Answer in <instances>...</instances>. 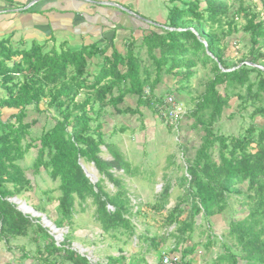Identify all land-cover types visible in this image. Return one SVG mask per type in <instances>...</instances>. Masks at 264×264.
Masks as SVG:
<instances>
[{
    "label": "trees",
    "instance_id": "obj_1",
    "mask_svg": "<svg viewBox=\"0 0 264 264\" xmlns=\"http://www.w3.org/2000/svg\"><path fill=\"white\" fill-rule=\"evenodd\" d=\"M237 1L238 6L233 5ZM258 1L260 10L243 0H168L164 27L150 24L139 41L131 37L123 51L111 44L109 54L106 47L95 43L71 50L65 42L47 48L45 41H33L26 47L24 42L12 45L10 35L0 39V241L28 236L36 242L33 257L40 264H89L85 256L67 246V237L57 245L38 220L23 214L8 199L31 184L17 161L35 147L33 171L43 167L59 182L56 227L71 224L76 201L89 200L103 234L123 238L126 243L134 236L142 237L156 248L157 240L165 243L166 234L137 236L132 219L141 211L138 204L132 211L127 189L113 173L130 175V163L114 143L105 140L102 117L107 107L118 114L137 112L119 106L127 94L137 96V105L152 108L154 89L163 75H171L175 90L183 92L184 82H189L200 63L211 66L212 77L185 113L192 128L202 131L193 155H185L189 177L183 176V181L187 185L172 207H166L171 192L165 187L150 204V211L161 217L162 227L174 225L169 236L176 243L185 242L191 239L198 216L210 221L228 210L234 196L246 213L224 218L227 227L220 241V259L226 264H264V0ZM238 17L244 20L241 26ZM239 31L248 36V42L237 57L230 53L229 41L222 39L229 40ZM142 49L150 63L143 58ZM233 98L240 110L252 108V121L237 135H225L216 131L215 124ZM29 109L52 110L54 116V124L34 138L31 129L37 119L25 121ZM4 112L8 115L3 116ZM256 117L263 120L259 126ZM102 146L110 159L101 156ZM88 163L99 175L95 183L81 167ZM105 180L114 191L106 189ZM159 254L160 259L162 252ZM119 260L125 256L110 261Z\"/></svg>",
    "mask_w": 264,
    "mask_h": 264
},
{
    "label": "rangeland",
    "instance_id": "obj_2",
    "mask_svg": "<svg viewBox=\"0 0 264 264\" xmlns=\"http://www.w3.org/2000/svg\"><path fill=\"white\" fill-rule=\"evenodd\" d=\"M243 1L250 5L252 9H261L258 0ZM238 3L239 1L234 2L233 5L238 6ZM165 17L166 13H163V19H166ZM237 22H239V26H241L244 23V20L243 18L238 17ZM222 40L229 41L230 53L240 57V55L246 50L245 47L248 42V36L242 31H239L237 34L233 35L231 39ZM141 54L146 60V63H150L145 49L141 50ZM210 67L209 64L204 66L198 63L194 70V76L190 78L189 82H184L186 86L183 92H177L175 90L177 86L173 82L171 75H163L161 81L154 89L155 100L160 101L165 93H173L175 97L183 103L187 113L188 110L193 108L194 103L196 102L195 97L204 91L205 81L212 77ZM219 89L221 90V88ZM229 103L230 106L223 110L221 118L215 124V129L219 133L225 135H237L252 121L249 117L252 108L247 107L245 110H240L239 106L237 107L238 101L235 98L231 99ZM137 104V96L127 94L119 106L136 108L138 110L137 112L133 114H118L114 108L107 107L106 112L103 114L102 131L105 134V140L114 143L124 158L130 163V175L123 171L113 170V173L122 179L131 199L132 211L136 210V204H138L139 210L141 208L143 209L142 211H146L147 209L145 210L144 205L148 203L147 201L152 204L155 199L161 195L165 187L169 186L170 189V187L176 185L175 187L176 189L178 187V190L170 193V197L168 198L169 203L167 200L166 204L167 207L172 199V201H175L172 204V206H174L178 199L177 196L179 194L182 195L183 189L187 185V181H183V176H186L185 167L187 165V162L184 160L185 155H193L195 147L201 142L202 131L193 129L190 125L191 119L185 115L182 120L180 132H176L174 126L166 124L151 107L145 104ZM232 113L234 114L230 117L229 115ZM7 115L8 114L4 112L3 116ZM33 118L37 119V123L31 129V137L33 138L38 136L42 130L48 129L54 124L52 110L48 112H36L33 109H29L25 121H30ZM255 122L259 126L263 120L256 117ZM184 148L186 150H184ZM101 150V156L105 159H110L111 156L104 146L101 147ZM35 157L36 148L32 147L25 153L22 159L17 161V163L24 169L26 177L31 180V184L24 188L19 195L9 197V201L33 221L38 220L46 231L52 235L57 245H60L67 237L66 239L68 240L65 239L67 246L80 255L85 256L88 259L89 264H123V261L128 262L130 258H132L133 261H136L139 256L137 253L140 252L131 254L129 258L125 255L126 249H124L125 247L123 246L126 242H123V238L118 240L112 238L108 234L102 233L101 227L94 219L95 207L89 200L84 203L76 201L71 224L55 230L52 224L53 220L57 217L55 210L56 197L61 194L58 186L59 182L53 181L43 167H40L38 172L33 171L34 168L32 167V164ZM84 167L90 174L91 181L95 183L98 180L99 175L94 165L88 163L85 164ZM104 183L106 189L114 191L111 182L105 180ZM135 185L141 186L144 189H141V191L137 190V188L134 187ZM155 185L156 191L153 192ZM133 203H135V205ZM229 203L230 207L228 210L221 213V216L225 219H228L231 214L242 217L246 213V211L240 210L242 206L240 205V202L237 201L236 197L232 196L229 199ZM22 204L29 207L28 212L23 211L20 208ZM109 206L110 205H108V207ZM155 213L156 212H153L154 216L157 217L158 214ZM138 218L139 216L132 219V222L136 226L137 236H139L138 233H145L144 230L141 231L139 229L146 227L144 224H141L140 221L137 222ZM44 220L47 221L49 225H46ZM139 224L143 227L139 226ZM215 227L216 225L214 222L206 221V223H201L200 227L197 228H199V231L207 234V237L210 236L212 240L220 243V241L224 240L226 231L220 234L219 232L221 231L219 229L216 231V233L219 234V237H223L222 239H218V236L213 234L208 235L211 231L216 230ZM159 229V234H162L160 224ZM30 234L33 235L32 233ZM196 234H199V232L197 231ZM55 237L57 240H55ZM205 237L206 235H202L199 238L204 240ZM13 238H15L16 242L26 245L27 248L33 249L32 252H35L36 242L29 239L28 236ZM132 241L136 243L134 237L130 239V242ZM186 241L190 240L187 239ZM155 250L157 252L156 254L159 256L161 249L157 247ZM220 251L222 252L221 245ZM120 252H122V254L125 252L123 254L125 260L110 261L111 257L114 258L119 256ZM174 252L178 255L183 254V251L179 250ZM218 257L219 259H217L214 264H226V261L220 259V255ZM35 258L36 257L32 258V260H36ZM12 259H14V257L9 258V261H12ZM239 264L246 263L240 262Z\"/></svg>",
    "mask_w": 264,
    "mask_h": 264
},
{
    "label": "crops",
    "instance_id": "obj_3",
    "mask_svg": "<svg viewBox=\"0 0 264 264\" xmlns=\"http://www.w3.org/2000/svg\"><path fill=\"white\" fill-rule=\"evenodd\" d=\"M167 4L168 0H0V39L10 35L12 45L24 42L26 47L33 41H45L47 48L65 42L66 47L71 50L95 43L106 47V53L109 54L112 48L111 44L119 51H123L125 42L131 37L139 41L143 30H147L150 24L164 27L166 19H163V13H166L167 16ZM98 61L99 58L94 59V63H98ZM92 68L95 66L93 65ZM175 186L170 187L171 193L178 190V187L176 189ZM134 187L140 191L144 189L141 186L135 185ZM155 189L156 185L153 192L156 191ZM147 202L144 205L147 210L140 209L142 214L139 216V220L137 219V222L140 221L141 224L146 225L144 228L139 224L143 227L139 230L149 229L150 231L144 233L143 237L159 233L160 230L158 220L161 217L154 216L153 211L149 209L151 203ZM174 202L171 199L167 207L172 206ZM153 217H156V220ZM206 221L198 216L195 223L196 228L192 234L193 238L191 237L190 241L178 243H176L175 237H170L174 231V225L166 226L165 229L160 224L162 234L167 232V235L165 243L156 241L158 248L162 253L183 251L181 256L190 264H214L221 253L220 243L212 240L210 236L207 237V234L197 228ZM210 221L214 222L216 230L211 231L208 235L213 234L221 239L219 234L226 231V220L221 214H217L211 217ZM218 229L221 231L219 234L216 233ZM197 231L199 234H196ZM202 235H206L204 240L199 238ZM134 239L136 243L129 241L124 244L123 247L126 249V253H124L127 257L135 252L140 253H137L139 256L136 261L129 257L131 261L129 259L126 264H157L159 256L156 254V245L150 246L148 241H144L142 237L137 239L134 236ZM32 250L26 245L16 242L15 238L10 237L7 242L2 240L0 241V263L40 264L39 260H32L36 253ZM23 253H27L28 256L23 258ZM119 254L122 255L121 252ZM11 257L14 259L9 261Z\"/></svg>",
    "mask_w": 264,
    "mask_h": 264
},
{
    "label": "built area",
    "instance_id": "obj_4",
    "mask_svg": "<svg viewBox=\"0 0 264 264\" xmlns=\"http://www.w3.org/2000/svg\"><path fill=\"white\" fill-rule=\"evenodd\" d=\"M145 94H149L148 88L145 89ZM151 104L153 110L166 124L174 126V130L176 132H180L182 120L185 116L186 110L182 102L178 100L173 93H165L160 101L154 99ZM186 176H188L187 172ZM108 208L112 207L109 206ZM52 225H54V223ZM55 229L59 228L57 227ZM55 240H57L56 237ZM157 264H186V262L180 255L166 251L162 253V256Z\"/></svg>",
    "mask_w": 264,
    "mask_h": 264
},
{
    "label": "bare ground",
    "instance_id": "obj_5",
    "mask_svg": "<svg viewBox=\"0 0 264 264\" xmlns=\"http://www.w3.org/2000/svg\"><path fill=\"white\" fill-rule=\"evenodd\" d=\"M183 104V103H182ZM20 204V203H19ZM23 211H26V212H28L29 211V207H26V206H24L23 204L21 205V207H20ZM35 215H37V214H35ZM44 223L46 224V225H49L48 223H47V221H45L44 220ZM56 228V227H55ZM55 230H57V229H55Z\"/></svg>",
    "mask_w": 264,
    "mask_h": 264
},
{
    "label": "water",
    "instance_id": "obj_6",
    "mask_svg": "<svg viewBox=\"0 0 264 264\" xmlns=\"http://www.w3.org/2000/svg\"><path fill=\"white\" fill-rule=\"evenodd\" d=\"M156 24V23H155ZM81 167H82V169H83V171H84V173L86 174V176H88V177H90V174L87 172V170H86V168L84 167V165L83 164H81ZM91 180V179H90ZM92 182V181H91ZM93 183V182H92ZM17 209L19 210V208L17 207ZM42 214V213H41ZM45 216V215H44ZM54 227H55V225H53Z\"/></svg>",
    "mask_w": 264,
    "mask_h": 264
}]
</instances>
